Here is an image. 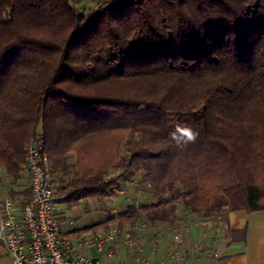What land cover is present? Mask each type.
<instances>
[{"label": "trees", "instance_id": "trees-1", "mask_svg": "<svg viewBox=\"0 0 264 264\" xmlns=\"http://www.w3.org/2000/svg\"><path fill=\"white\" fill-rule=\"evenodd\" d=\"M95 1L0 0L5 189L34 139L68 208L153 191L106 225L264 212V0Z\"/></svg>", "mask_w": 264, "mask_h": 264}, {"label": "crops", "instance_id": "crops-1", "mask_svg": "<svg viewBox=\"0 0 264 264\" xmlns=\"http://www.w3.org/2000/svg\"><path fill=\"white\" fill-rule=\"evenodd\" d=\"M88 201L81 203L98 204V200ZM77 208L78 205L73 209ZM62 214L65 216V211L62 210ZM213 219L200 218L189 223L190 226L181 219L172 226L151 222L144 217V237L140 238L142 248L137 244L128 246L125 232L136 229L143 222L119 226L114 223L119 229L114 242L107 243L102 251L96 247L83 251L103 264H264V212L231 211L226 219L218 218L222 223L219 228L215 227ZM97 221L77 226L74 236L79 238L84 232L91 231L95 227L92 225L99 223ZM63 230L67 233L73 231L66 224ZM175 250L178 257L173 256ZM0 264H12L3 245H0Z\"/></svg>", "mask_w": 264, "mask_h": 264}, {"label": "built area", "instance_id": "built-area-1", "mask_svg": "<svg viewBox=\"0 0 264 264\" xmlns=\"http://www.w3.org/2000/svg\"><path fill=\"white\" fill-rule=\"evenodd\" d=\"M23 171L29 178L27 196H12L0 174V245L12 258V264H103L83 250L96 247L102 251L114 241L118 227L111 225L105 230L84 232L79 238L74 236L76 220L62 214L64 202L55 194L50 158L34 139L27 147ZM64 224L73 231L65 232ZM126 237L133 246L131 234Z\"/></svg>", "mask_w": 264, "mask_h": 264}, {"label": "rangeland", "instance_id": "rangeland-1", "mask_svg": "<svg viewBox=\"0 0 264 264\" xmlns=\"http://www.w3.org/2000/svg\"><path fill=\"white\" fill-rule=\"evenodd\" d=\"M73 4L80 10L85 13H88L93 9L96 5L95 0H72ZM100 1V0H98ZM102 1V0H101ZM104 1V0H103ZM2 171L0 170V174L4 177V174L1 173ZM116 174L115 171L110 172V176ZM57 178V177H56ZM55 188H56V182H54ZM20 186L22 188H19L24 191V189L27 187L29 188V178L28 176L23 173V179L20 182ZM90 200H98V199H89L86 200L90 202ZM99 201H101L99 203ZM140 202V203H152L154 202V194L153 191L150 190L149 188L145 187L142 185L141 178L136 177L131 183L127 184H122L118 186L114 191L111 192V195L104 198V200H98L95 205H91L94 203H89L86 205L85 203H79L78 208L74 210L77 205L73 206L72 208H69L64 205L61 206L60 208L65 211V216L69 219L76 220V225L78 227H83L85 225H90L92 220L94 221L95 219L98 220L97 222L99 223H94L95 227H92L91 231L94 230H105L110 227V225H114L113 223L105 224L107 221V218L109 216H118L120 213L125 212L129 206L133 205L134 202ZM94 202V201H93ZM177 213L182 217V221L185 222L184 224L187 226H190L191 224L189 223H194L195 221L199 220L201 217L199 216H194L191 213L186 212L184 209L183 205L179 206V209ZM93 217V218H91ZM141 225H138V227L134 230L126 231L125 235L131 234L132 236V244L135 246H140V238L144 237V218L140 220ZM213 223H215V227L219 228L221 227L222 223H220L221 219L219 220L218 218H214ZM219 221V222H218ZM115 226V225H114ZM119 226V225H118ZM124 231V230H123ZM122 231V232H123ZM162 231V230H161ZM121 233V231H120ZM119 232L117 233L116 237L118 236ZM80 236V235H79ZM125 236V237H126ZM115 237V239H116ZM127 238V237H126ZM114 239V240H115ZM144 239V238H143ZM114 242V241H112ZM128 246H130V241L127 239ZM177 251H174L173 256L178 257ZM172 256V257H173Z\"/></svg>", "mask_w": 264, "mask_h": 264}]
</instances>
